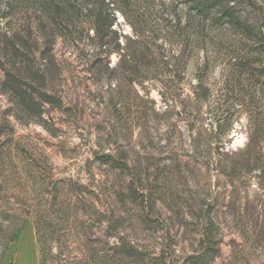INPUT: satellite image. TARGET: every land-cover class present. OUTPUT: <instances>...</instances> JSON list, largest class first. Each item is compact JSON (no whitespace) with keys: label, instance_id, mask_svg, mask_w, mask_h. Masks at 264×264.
Returning a JSON list of instances; mask_svg holds the SVG:
<instances>
[{"label":"rangeland","instance_id":"rangeland-1","mask_svg":"<svg viewBox=\"0 0 264 264\" xmlns=\"http://www.w3.org/2000/svg\"><path fill=\"white\" fill-rule=\"evenodd\" d=\"M39 1L0 0V24L29 33ZM75 1L83 39L56 44L50 80L65 104L27 124L0 95V204L12 226L33 213L0 264H264V0L230 3L249 27L213 10L202 30L190 0H101L100 65L94 0ZM219 160L251 165L228 176Z\"/></svg>","mask_w":264,"mask_h":264},{"label":"trees","instance_id":"trees-1","mask_svg":"<svg viewBox=\"0 0 264 264\" xmlns=\"http://www.w3.org/2000/svg\"><path fill=\"white\" fill-rule=\"evenodd\" d=\"M231 2L233 0H190L195 25L201 30L204 29V22L215 10L221 12V16L227 17L234 27L240 29L249 27V22L244 21L239 14V9L236 7L238 3L231 5ZM88 5L97 9L90 16L89 21L91 23L89 28L93 31V35L91 36L88 32V37L96 41L95 47L89 54L91 61L100 65L103 47L112 43L114 19L112 14L104 9L101 0L90 1ZM36 8L34 19L30 18L28 21L29 33L26 30L14 32L11 28L0 24V70L2 71L0 95L7 99L8 109L5 117H21L27 124L45 125L47 123L44 116L45 107L47 105L62 107L65 104V96L50 86V80L53 81L59 77L64 79V70L59 66L57 68V57L53 53L55 46L57 43H69L71 46V42L74 47L79 46L80 40L83 39L84 29L81 35L78 34V27L79 25L82 27L83 20L79 12L80 4L75 0H40ZM261 36L263 39L260 40L264 44L263 32ZM31 41L36 50L29 48L28 43L31 44ZM38 50L42 54L39 59L36 56ZM106 68L110 69L109 65ZM98 157L119 165H122L123 161L122 156L114 153H104ZM217 163L221 172L228 176L235 174L231 169L235 171L237 167L243 168L251 165L250 162L236 160L231 161L229 165L222 164L220 160ZM257 169L263 171L262 168ZM16 214L17 210L1 207L0 204V263L5 258L16 233L33 215L30 209H23L22 214L25 217L20 215L22 218H17L12 226L11 217ZM212 235L213 228L206 226L203 231L204 240L212 241ZM212 250L214 249L206 246L202 256L198 257L201 259L197 261L203 262L208 259L213 253Z\"/></svg>","mask_w":264,"mask_h":264},{"label":"crops","instance_id":"crops-1","mask_svg":"<svg viewBox=\"0 0 264 264\" xmlns=\"http://www.w3.org/2000/svg\"><path fill=\"white\" fill-rule=\"evenodd\" d=\"M14 264H35L33 259H29L27 251L23 253H19V255L15 258Z\"/></svg>","mask_w":264,"mask_h":264}]
</instances>
